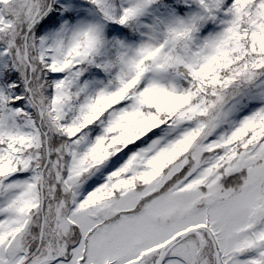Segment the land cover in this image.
<instances>
[{
  "label": "snow or ice",
  "instance_id": "6c2138e0",
  "mask_svg": "<svg viewBox=\"0 0 264 264\" xmlns=\"http://www.w3.org/2000/svg\"><path fill=\"white\" fill-rule=\"evenodd\" d=\"M0 264H264V0H0Z\"/></svg>",
  "mask_w": 264,
  "mask_h": 264
}]
</instances>
